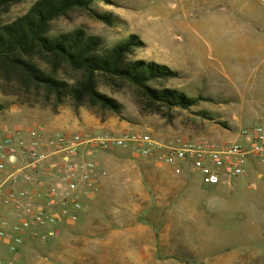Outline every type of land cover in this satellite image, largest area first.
<instances>
[{
  "label": "rangeland",
  "instance_id": "1",
  "mask_svg": "<svg viewBox=\"0 0 264 264\" xmlns=\"http://www.w3.org/2000/svg\"><path fill=\"white\" fill-rule=\"evenodd\" d=\"M34 1L14 6L0 25L25 14ZM245 1L113 0V6H98L118 15L123 26L110 28L81 13L57 20L53 36L84 28L114 44L138 35L147 46L135 57L180 72L181 78L165 86L202 100L191 110L164 117L143 114L130 94H117L123 117L107 114L104 121L84 108L63 106L53 112L13 105L0 111V138L8 131L40 127L91 137L137 132L167 147L235 140L264 120V63L242 69L234 83L221 77L218 65L217 51L233 42L234 20L247 9L264 15L256 0ZM95 122L108 125L99 130ZM94 155L101 169L107 166L108 196L91 201L58 239L28 242L21 254H12L0 240V264H264V166H248L249 177L239 183L208 186L191 164L177 171L157 164L155 154L143 157L127 148L95 150ZM125 173L132 178L129 185ZM137 227L141 242L133 239Z\"/></svg>",
  "mask_w": 264,
  "mask_h": 264
},
{
  "label": "trees",
  "instance_id": "2",
  "mask_svg": "<svg viewBox=\"0 0 264 264\" xmlns=\"http://www.w3.org/2000/svg\"><path fill=\"white\" fill-rule=\"evenodd\" d=\"M26 1L0 0V19ZM99 4L115 5L113 0H35L25 14L0 25V111L13 105L53 112L70 106L104 121L107 114L123 117L117 94H130L143 114L164 117L199 104L202 98L165 86L181 78L180 72L135 57L146 47L136 34L114 44L84 28L51 35L54 22L74 13L110 28L124 25Z\"/></svg>",
  "mask_w": 264,
  "mask_h": 264
},
{
  "label": "built area",
  "instance_id": "3",
  "mask_svg": "<svg viewBox=\"0 0 264 264\" xmlns=\"http://www.w3.org/2000/svg\"><path fill=\"white\" fill-rule=\"evenodd\" d=\"M256 1L264 7V0ZM127 148L143 157L155 154L157 164L177 171L191 164L208 186L231 185L247 176L248 166H264V120L222 145L201 140L167 147L137 132L91 137L40 127L8 131L0 138V204L6 211L0 240L17 254L27 236L47 242L60 224L76 223L107 176L95 150Z\"/></svg>",
  "mask_w": 264,
  "mask_h": 264
},
{
  "label": "crops",
  "instance_id": "4",
  "mask_svg": "<svg viewBox=\"0 0 264 264\" xmlns=\"http://www.w3.org/2000/svg\"><path fill=\"white\" fill-rule=\"evenodd\" d=\"M231 1L235 4H241V3L246 2L245 0H231ZM231 38L233 39V42H231L232 44L226 48L219 49L217 53H218V65L221 69V73H220L221 77L224 78L225 80H228L230 83H234L235 82L234 80L240 77L242 69H247L256 62H261L262 64L264 63V15L256 14L251 9H247L244 15L239 16L237 19L234 20V30L231 33ZM144 43L146 44L145 41ZM260 95L264 99V92H262ZM107 125H108L107 122L103 123L102 125L99 124V122H95L93 124V127L95 129L102 130L103 128L107 127ZM76 127L74 126V128ZM121 127H125V126L121 125ZM120 150H123V149H120ZM131 150L133 151L132 148ZM109 165L111 164H108V167ZM115 165L118 168H121L119 170H123V167H121L122 166L121 164L115 163ZM102 167H103L102 168L103 170H105L104 167H106L107 169V166H102ZM259 175L260 174H258L257 177L261 179ZM178 176H182V174H179ZM107 177H108V174L106 177L101 178L98 193L91 200L86 202L85 209L80 214V217L85 212H87L91 201H93L99 195L103 199L108 196L112 182L109 178L107 179ZM124 177H126L125 179L127 180L128 185H129L132 182V178L126 173L124 174L123 178ZM248 177H249V172L247 176L236 180L234 183H239L240 181L245 180ZM1 210H2V213L4 214L6 213V211L2 207H1ZM75 224L76 223L60 224L57 227V236H55L53 239L60 238L61 232H62L61 230L63 228L73 227L75 226ZM140 230H141L140 227H137L136 230L135 229L133 230L132 235H133V239H137L138 241L141 242ZM26 238L27 240L25 239L23 246H21L20 248V254L26 243L35 242L29 237H26Z\"/></svg>",
  "mask_w": 264,
  "mask_h": 264
}]
</instances>
